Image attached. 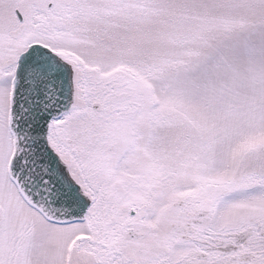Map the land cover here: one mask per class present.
<instances>
[{
	"label": "snow or ice",
	"instance_id": "obj_1",
	"mask_svg": "<svg viewBox=\"0 0 264 264\" xmlns=\"http://www.w3.org/2000/svg\"><path fill=\"white\" fill-rule=\"evenodd\" d=\"M0 264H264V0H0Z\"/></svg>",
	"mask_w": 264,
	"mask_h": 264
}]
</instances>
